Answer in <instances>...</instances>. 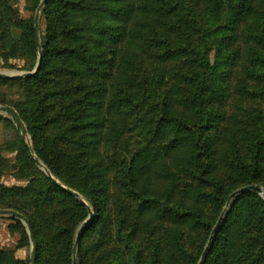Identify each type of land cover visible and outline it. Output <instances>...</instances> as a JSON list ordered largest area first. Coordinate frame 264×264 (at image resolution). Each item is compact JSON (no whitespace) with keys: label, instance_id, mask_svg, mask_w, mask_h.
Segmentation results:
<instances>
[{"label":"trees","instance_id":"obj_1","mask_svg":"<svg viewBox=\"0 0 264 264\" xmlns=\"http://www.w3.org/2000/svg\"><path fill=\"white\" fill-rule=\"evenodd\" d=\"M13 4L0 0V58L30 72L35 19ZM43 15L39 70L0 79V106L94 213L77 264H198L230 196L264 188V0H47ZM13 87L17 103L2 93ZM16 144L30 183L0 185V209L32 213L36 264H73L89 208ZM0 264L28 262L0 247ZM203 264H264L258 194L231 209Z\"/></svg>","mask_w":264,"mask_h":264},{"label":"rangeland","instance_id":"obj_2","mask_svg":"<svg viewBox=\"0 0 264 264\" xmlns=\"http://www.w3.org/2000/svg\"><path fill=\"white\" fill-rule=\"evenodd\" d=\"M10 1L12 3H14L13 4L14 8L19 10L20 16L22 18L30 19L34 16V19H35L36 15L39 11L40 4L43 0H35V1H32V0H10ZM46 2H45V4H46ZM35 6H36V12L33 13L32 10L35 8ZM43 9H44V7L41 9V14H40V19H39L40 43H41V39H42L41 35L44 36L46 34L47 25H48L47 20H46L45 16L43 15ZM40 51L38 50V55H39L38 58L42 57L40 55L41 54ZM28 67L29 66L27 65V62L25 60H22L21 58L12 59L8 63L3 62L2 59L0 58V73L7 74V75L11 76L8 78H0V79L24 78V77H21L23 74L31 73L36 68V67H34L33 71L28 72L26 70V69H28ZM14 75H17L18 77H12ZM11 91H12V93H11ZM2 93H5L8 96V100H12V102L14 101L15 103H17L19 101L17 87H13V88H11L7 91H4ZM0 107H3V106H0ZM5 108L13 110L14 113L16 114V116H18L16 109L9 107V106H6ZM3 119L9 120L11 124L9 125L5 121H3ZM19 120H20V118H19ZM20 123H21V127H22V132H23L22 136L18 132L17 127L14 124V122L12 121V119H10L7 116H0V185H3L5 187H9V188L26 187L30 183V180L28 178L22 177V174L19 170L18 152H17V146H16L17 145L16 144L17 143V137L19 139H21V141H22V138H24L27 145L32 150V153L34 154V156L40 162H42L36 156V154L33 150L32 139H31V136L28 134V129H27L26 125L24 124V122L22 120H20ZM22 143H23V141H22ZM23 145L26 149V146L24 143H23ZM26 151H27V149H26ZM27 153H28V151H27ZM28 156L30 157L29 153H28ZM30 159H31V157H30ZM31 161H32V159H31ZM32 163L34 165V168L36 169V172H38V173L42 174L43 176H46L47 178H49L34 163V161H32ZM42 164L44 165L43 162H42ZM46 169H48V168L46 167ZM49 173H50V171H49ZM50 175L52 176L51 173H50ZM52 177L56 182H58L61 185V183H60V181H58V179H56L54 176H52ZM64 188H66V187H64ZM261 188H263V187H261ZM66 189H68V188H66ZM68 190H70V189H68ZM78 190L81 191L80 189H78ZM112 191L115 192V188H113ZM73 192L78 195V198H75V197L74 198L89 208L88 217L80 225H78V227L74 231V240H75L77 237V233H78L80 226L88 220L90 212H92V209L90 208L89 204L86 202L83 195H80V193L76 192V191H73ZM248 193H250V192H248ZM248 193H245V194H248ZM245 194H240V195H238L232 199H229V201L225 205L224 210L222 212V214L224 213V216H223L220 228L214 237V240H215L216 236L220 233L222 225L224 224V221L227 218L231 209L235 206V204L239 201V199ZM111 197L113 198L114 195L111 194ZM259 197L262 199V197L260 195H259ZM14 206L17 207L21 211V212L19 211L17 213L22 215L24 218H26L25 216L32 215V213L29 212V210L26 208V206H24V204H22V203L15 202ZM0 210H2V209H0ZM92 215L94 217L93 212H92ZM90 223L91 222H89L83 228L82 231H84L90 225ZM28 225H29L28 223L21 221L19 219L13 218V217L0 216V247L2 249H5V250L13 251L15 254V257L17 259L22 260L25 263L28 262V264H30V254H31L33 245H32L31 240H30V231H29ZM214 227H213V229H214ZM213 229H212V232H213ZM212 232H211V235H212ZM211 235H210V237H211ZM75 241H74V247H73V250H74L73 260H74V258H76V262H77V252L79 250L80 243L78 244V247L76 248ZM34 245H35V243H34ZM201 258H200L198 264L200 263ZM205 260H206V257H205L203 263L205 262Z\"/></svg>","mask_w":264,"mask_h":264},{"label":"water","instance_id":"obj_3","mask_svg":"<svg viewBox=\"0 0 264 264\" xmlns=\"http://www.w3.org/2000/svg\"><path fill=\"white\" fill-rule=\"evenodd\" d=\"M47 0H43L40 4V7H39V11L36 15V18H35V33H36V44H37V47H38V50L40 51L41 50V43H40V25H39V19H40V14H41V9L44 7L45 5V2ZM40 63H41V57H39V60H38V64H37V67L35 68V70L31 73H27V74H23L21 77H24V78H28V77H31L33 76L34 74H36L39 70V67H40ZM8 77H11L7 74H3V73H0V78H8ZM12 77H18L17 75H14ZM0 116H7L9 117L10 119H12V121L14 122V124L16 125L17 127V130L18 132L20 133V135L22 136V127H21V123H20V120L18 118V116H16V114L14 113L13 110L11 109H8V108H5V107H0ZM22 141L23 143L25 144L26 146V149L32 159V161H34V163L56 184L58 185L59 187H61L62 189H64L65 191H67L70 195H72L73 197L75 198H78V195L76 193H74L73 191L71 190H68L66 188H64L63 186H61L58 182H56L53 177L50 175L48 169H46V167L42 164V162H40L35 156L34 154L32 153V150L30 149V147L27 145L26 141L24 138H22ZM248 192H255L257 194H259L262 199L264 200V189L261 188L260 186L258 185H250V186H247V187H243L237 191H235L231 196H230V199L240 195V194H245V193H248ZM0 216H5V217H13V218H16V219H19L21 221H24L26 223L27 220L22 216L20 215L19 213L15 212V211H12V210H0ZM223 216H224V213L220 216L217 224L215 225L214 229H213V232H212V235L208 241V244L202 254V258H201V261L199 264H203V261L206 257V255L208 254V252L210 251L213 243H214V237L217 233V231L219 230L220 228V225L222 223V219H223ZM93 218V215H92V212H90V215H89V218L88 220L83 223L79 230H78V233H77V237H76V241H75V246L76 248L78 247V244H79V241H80V232L83 230V228L89 223L91 222ZM29 226V225H28ZM29 231H30V240H31V243L33 245L32 247V251H31V254H30V264H36V247L34 245L35 241H34V236H33V233L31 231V228L29 226ZM73 264H77L76 262V258H74L73 260Z\"/></svg>","mask_w":264,"mask_h":264}]
</instances>
